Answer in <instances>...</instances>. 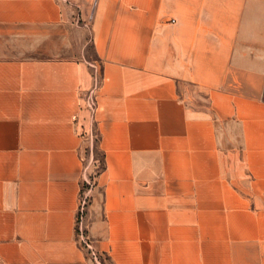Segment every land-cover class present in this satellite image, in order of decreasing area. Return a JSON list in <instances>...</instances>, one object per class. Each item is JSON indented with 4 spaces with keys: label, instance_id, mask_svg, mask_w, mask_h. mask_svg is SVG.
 <instances>
[{
    "label": "crops",
    "instance_id": "obj_1",
    "mask_svg": "<svg viewBox=\"0 0 264 264\" xmlns=\"http://www.w3.org/2000/svg\"><path fill=\"white\" fill-rule=\"evenodd\" d=\"M93 130L109 264H264V0H0V264H94Z\"/></svg>",
    "mask_w": 264,
    "mask_h": 264
},
{
    "label": "built area",
    "instance_id": "obj_2",
    "mask_svg": "<svg viewBox=\"0 0 264 264\" xmlns=\"http://www.w3.org/2000/svg\"><path fill=\"white\" fill-rule=\"evenodd\" d=\"M99 81V79H98ZM98 87V82L95 87L90 91L87 97V106L93 116L97 109V102L95 99V90ZM94 139L95 131L91 133V145H90V154L94 155ZM92 173L88 172V167L86 168V177L85 182L87 184L86 188L82 187L81 197H80V206L77 218V235L82 247L88 252V255L94 264H109L108 257L95 246L92 238L89 235L88 224H87V213L88 208L91 203V192L95 186V180L91 177Z\"/></svg>",
    "mask_w": 264,
    "mask_h": 264
},
{
    "label": "trees",
    "instance_id": "obj_3",
    "mask_svg": "<svg viewBox=\"0 0 264 264\" xmlns=\"http://www.w3.org/2000/svg\"><path fill=\"white\" fill-rule=\"evenodd\" d=\"M96 148L99 149V146H98V133L97 131H95V139H94V146H93V149H94V156H95V160H97V157H96ZM97 151V150H96ZM100 159L97 160L98 164L96 163V171L94 172V174L92 173L91 174V177L96 180V176L99 175V173L102 171V169L104 168V154L102 153V151L100 150ZM87 187V184L86 182L84 181L83 183V188H86Z\"/></svg>",
    "mask_w": 264,
    "mask_h": 264
},
{
    "label": "rangeland",
    "instance_id": "obj_4",
    "mask_svg": "<svg viewBox=\"0 0 264 264\" xmlns=\"http://www.w3.org/2000/svg\"><path fill=\"white\" fill-rule=\"evenodd\" d=\"M90 49H91V44H90ZM97 150V151H96ZM96 157L97 160L100 159V149L96 148ZM95 154V153H94ZM97 160H95V156L92 154H89V156L86 158L87 164L89 165L88 172L93 173L96 171V163L98 164Z\"/></svg>",
    "mask_w": 264,
    "mask_h": 264
}]
</instances>
